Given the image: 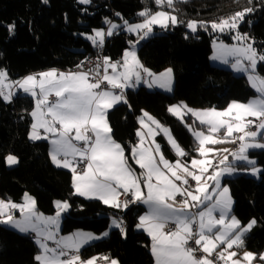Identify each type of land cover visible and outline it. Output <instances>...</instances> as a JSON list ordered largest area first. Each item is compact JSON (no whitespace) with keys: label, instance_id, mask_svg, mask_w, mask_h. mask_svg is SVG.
<instances>
[{"label":"snow or ice","instance_id":"6c2138e0","mask_svg":"<svg viewBox=\"0 0 264 264\" xmlns=\"http://www.w3.org/2000/svg\"><path fill=\"white\" fill-rule=\"evenodd\" d=\"M44 2L47 3V0ZM79 2L87 5L91 0ZM155 2L158 6L174 8L175 0ZM252 11V8H245L218 22L213 21L211 28L220 32L237 30L246 14ZM116 15L120 16V13ZM138 15L144 18L142 22L130 24L125 20L123 24L125 31L138 34L140 39L151 34L154 25L167 29L170 25L180 23L177 16L166 11L152 13L146 8ZM105 22L110 24L107 33L94 30V35L87 37L95 46L102 47L105 35L112 36L114 30L120 27L108 20ZM198 24L204 27L205 22L189 21L187 27L195 32ZM8 30L10 34L13 33L15 25L9 24ZM233 39L237 44H221L213 59L229 63L228 57H232L233 69L248 73L249 82L260 96L247 104L234 101L224 111L192 110L183 105L208 132L205 134L189 125V130L198 142L197 152L203 157H194L190 166L182 163L180 159L173 163L165 158L160 145L155 143V129L165 134L178 157L183 158L187 153L179 147L168 128L160 125L159 121L143 110L138 122L142 128L148 130L147 135L153 137L154 146L144 147L146 136L138 129L136 135L140 137V143L132 147L131 155L134 163L142 170L140 173L135 171L125 155V149L111 135L112 128L107 120L108 110L118 103H128L123 93L125 88L143 82L148 87L158 85L171 91L172 69H166L160 74L152 73L139 61L134 49L125 50L122 63L104 57L102 63L95 66V76L92 75L93 69L68 73L52 69L38 74L39 78L29 75L23 81H10L7 72L0 70V98L10 101L14 86L33 96L36 108L31 113L34 122L29 139H50L52 149L49 155L52 162L73 172L74 194L98 199L114 208H127L130 204H144L148 207V211L139 217L137 227H143L153 241L155 264H219L220 261L223 264H253L255 253L244 251L242 257L237 258L238 251L230 249L233 246L237 249L243 247L244 239L255 226L256 220L252 219L247 225H243L230 214L232 197L229 188L220 181L222 176L231 175L238 170L234 162L245 161L249 165H255V161L247 155L248 149H264V143L256 142L258 133L264 137V77L257 72L258 63L264 62V52H258L254 44L248 42L251 38L247 33L237 31ZM81 67L82 64L77 65L78 69ZM53 95L56 99L50 101L49 97ZM168 111L182 118L181 106L173 105ZM249 117L255 119H248ZM145 118L151 125H155V129ZM254 124L256 130H251ZM40 129L51 134V137L42 136ZM221 132L223 138H218L217 134ZM235 133L240 135L230 142L239 141L237 150L229 152L224 149L228 155H224L215 164L207 158V154L214 150L206 148L205 145L229 142L228 138ZM73 141L81 143L78 145ZM76 157H80V161ZM81 161L86 169L78 173L76 164ZM6 163L14 165L18 160L9 155ZM209 168L212 169L210 173ZM180 171L185 175L181 176ZM251 171L255 173L257 169L252 167ZM189 177L195 181L194 188L189 184ZM144 189H147L146 193ZM178 194L184 196V199L181 201L182 207L175 208L168 201L175 202ZM121 195L126 197L123 202L119 200ZM35 203L27 193L24 194V203L21 204L0 199V223L11 225L20 232L36 233L41 248V253L35 257L38 264H95V257L82 260L79 250L83 244L98 237L86 234L73 238L61 237L57 240L56 232L51 230V226L57 224L60 212L69 207L68 203L56 202L59 209L56 217H44L37 212ZM13 209L19 210V219L12 213ZM192 209L196 211L193 212ZM171 225H175V228H171ZM112 226L124 233L122 221L114 219ZM40 237L43 239H39ZM48 240L54 241L56 247L50 248L46 243ZM190 242H194L196 247ZM221 246L226 247L217 251ZM68 250H72V253L69 254ZM198 252L204 255L198 256ZM214 255L215 260L212 259ZM104 259L109 261L107 257ZM259 259L264 261V253L259 255ZM109 264L119 262L111 259Z\"/></svg>","mask_w":264,"mask_h":264},{"label":"trees","instance_id":"16d2710c","mask_svg":"<svg viewBox=\"0 0 264 264\" xmlns=\"http://www.w3.org/2000/svg\"><path fill=\"white\" fill-rule=\"evenodd\" d=\"M146 8L152 13L164 9L155 0H91L89 5L78 0H0V70L16 81L48 69L75 70L82 61L100 52L113 62L121 61L130 42L138 37L116 31L106 37L103 47H95L85 36L105 28V21L115 19L116 13L124 20L137 22L142 18L138 13ZM245 8L253 11L246 14L238 32L247 33L258 52H264V0L177 1L174 9L180 23L167 29L155 28V34L140 43L139 61L152 72L171 67L175 81L171 94L140 87L128 93L127 104H117L108 112L111 135L125 149L131 165L137 117L142 110L171 129L189 160L198 156L195 138L168 111L170 105L185 102L192 107L223 108L231 101L247 102L255 95L245 77L209 63L213 40L232 42L228 34L213 32L211 22ZM189 21H202L205 25L190 33L186 28ZM9 24L15 25L11 34ZM257 71L264 77L263 64ZM33 107L34 100L27 95L18 93L8 103L0 98V197L18 203L27 193L35 200L37 211L46 216L55 214L56 201L67 202L69 210L62 220V234L75 230L101 234L108 228L110 218L115 217L127 224L124 233L114 229L106 238L83 247L81 254L89 258L108 252L119 264H153L150 239L135 228L141 206L132 205L122 211L75 195L72 173L52 164L48 143L29 139ZM162 148L169 155L164 143ZM8 155L18 159V164L10 169L5 166ZM247 155L261 168L260 178L240 174L226 178L223 185L229 188L233 199L231 214L243 225L256 220L242 249L258 255L264 250V149L249 151ZM38 252L29 236L0 225V264H38Z\"/></svg>","mask_w":264,"mask_h":264},{"label":"rangeland","instance_id":"374dc122","mask_svg":"<svg viewBox=\"0 0 264 264\" xmlns=\"http://www.w3.org/2000/svg\"><path fill=\"white\" fill-rule=\"evenodd\" d=\"M177 1H180V0H175V2H177ZM78 2H79V0H78ZM79 3H80V2H79ZM90 3H91V2H90ZM90 3H89V4H90ZM80 4H81V3H80ZM89 4H87V5H89ZM82 5H84V4H82ZM174 5H175V3H174ZM161 6H163L164 9H159L158 11H166V12H170L172 15L177 16V14L175 13V9H174V8H168L166 5H161ZM158 11H157V12H158ZM154 13H155V12H154ZM177 18H178V17H177ZM143 19H144V18L142 17V18L139 19L137 22H129V21H128V22H129L130 24H137V23L142 22ZM108 21H110L111 23H114V24L120 25V27H119L118 29L114 30V32H116V31H123V32H125V33H127V34H129V35H134V36L138 37L137 40H136L135 42H131V43L129 44V48H128V49H130V50L134 49L136 52H137V49H138L140 43H141L143 40L148 39L149 37H151V36H153V35L155 34V32H154V29H155V28L164 29V28H161L159 25H154V26H153V32H152L151 34H149L147 37H145L144 39H140V36H139L138 34H136V33H131V32H127V31L124 30V24H123V22H124L125 20L122 19L121 16H117V15L115 14V19H109ZM126 21H127V20H126ZM106 25H107V23H105V26H106ZM177 25H178V24H177ZM175 26H176V25H175ZM238 26H239V25H238ZM109 27H110V24L108 23V25H107L105 28H98V29H95V30H103L105 33H107V30H108ZM169 27H173V26L170 25ZM186 28H187L188 32H190V33H196V32L198 31V29H199V24L197 25V30H196L195 32H193L191 29H189V28L187 27V24H186ZM237 31H238V29H237V30H233V31L225 30L224 32L213 31V32L218 33V34H228V35L231 37L232 42H231V43H228V42H225V41H222V40H217V39L213 40V42H212V52H211V54H210V56H209V63H210V65L213 66V67H219V68L227 69V70L231 71V72L233 73V75H235V76H238V77H239V76H243V77H245V79H246V81H247L249 87L255 92V95L252 96L247 102H238V103L247 104L249 101L255 100V99L259 98V96H260V93H258V92L256 91V89L253 88L252 85H251V83L249 82V80H248V73H245V72H238V71L234 70L233 67H232V62H233V58H232V57H228L229 63H224V62H223L222 60H220V59H213V57L216 56V55L218 54V48H219V46H220L221 44L226 45V46H233V45H236V44H237V41H235V40L233 39V36L236 35V32H237ZM91 35H94V31H93V33H92ZM91 35H86L85 38H86V39H87V40L93 45L92 41H91L90 39L87 38L88 36H91ZM105 37H109V36L105 35ZM104 40H105V38H104ZM137 41H138V43H136ZM248 42H249V43H252L251 40H249ZM103 44H104V43H103ZM93 46H95V45H93ZM95 47H98V46H95ZM260 64H263V65H264V62H259V63H258V66H259ZM258 66H257V68H258ZM169 68L172 69L171 67H168V68L163 69V70L160 71V72H152L151 70H150V71H151L152 73H154V74H160V73H163L166 69H169ZM4 71H5V70H4ZM78 71H79V70H78ZM257 72H258V71H257ZM258 74H259V73H258ZM259 75H260V74H259ZM260 76H261V75H260ZM261 77H262V76H261ZM174 81H175V80H174V73H173V70H172V77H171V91H168V90H166L165 88L159 87L158 85H153L152 87H148L147 84H146V87H147L146 89H147V90H150V91H159V92H162V93H165V94H171V93L173 92V88H174ZM5 102H7V101H5ZM232 102H234V101L229 102V103H228L226 106H224L223 108H214V107H213V108H210V107H192V106L187 105L185 102H181V113H182V118H179V117L176 116V115H174V116H175L178 120H180V122L186 127V129L189 131V133H190L191 135H192V132L189 130V125L193 126L195 130H198V131H204L205 134H208V132H207V128L204 127V125H201L200 122H199V120H197L196 117L193 116L191 112H188L187 109H192V110H208V109H215V110H217V111H224V110H226V109L228 108V106H229ZM235 102H237V101H235ZM7 103H8V102H7ZM175 105H177V104H175ZM183 105H186V106H187V109H184V108L182 107ZM171 106H173V105H170L169 107H171ZM177 106H180V105H177ZM169 107H168V108H169ZM143 112H147L148 114H150V113H149L148 111H146V110H143ZM172 115H173V114H172ZM150 116H152L155 120H157L153 115L150 114ZM248 119H255V118L249 117ZM145 121H146L147 123H149V125H150L152 128L155 129V125H151V122H150V121H147V118H145ZM157 121H158V120H157ZM159 123H160V122H159ZM139 124H140V123H139ZM196 124H198L199 126H197ZM160 125H162L163 127L168 128V129L170 130V132H171V129H170L168 126H165V125H163L162 123H160ZM252 127H253V128H252ZM251 128H252L251 130H256V126H255V124L252 125ZM140 130H141L144 134H145V132H148V130H147L146 128L143 129V128L140 127ZM155 131H156V134L154 135L155 143H158V144L160 145L161 150H162V152H163L165 158H166L167 160H169L170 162H173V163H174L175 161H177L178 159H180L182 163L187 164V165L190 166L191 160H192L194 157H192V158L190 157L189 160L187 159L189 156H185V157H183V158L178 157V156L176 155L175 151L173 150V148L171 147V145L169 144V142H168V140H167L165 134H164L163 132H161L159 129H155ZM238 135H240V133H235L233 137L228 138L229 142H225V143H217V144H207V145H205L206 148H211V149L214 150L213 152H209V153L207 154V158L210 159V160H212L213 163H214V162H218L220 159H223L224 155H228L227 152H224V151H223L224 149H228L229 152L237 150L238 147H239V145H238L237 148H234V147L232 148V143H231L230 141H231L232 139H234L235 136H238ZM145 136H146V135H145ZM157 136H158V137H157ZM171 136L175 139V137L172 135V132H171ZM192 136H193V135H192ZM217 137H218V138H223V132L217 134ZM158 138H159V140L162 141V143H164V144L168 147V149H169V155H167V154L164 152V150H163V148H162V143L158 140ZM260 138H262V142L264 143V137H261L260 134L258 133V135H257V137H256V140H257V139H260ZM175 141L177 142V144L179 145V147H180L181 149H183L182 146L178 143V141H177L176 139H175ZM195 141H196V140H195ZM238 142H239V141H238ZM139 143H140V141H138L137 144H139ZM137 144H136V145H137ZM144 145H146L147 147H153V146H154V145H153V137H150V136H149V138H147V136H146V141H145V144H144ZM196 146H197V147H196V152H197V149H198V142H196ZM183 150H184V149H183ZM184 151H185V150H184ZM197 154H198V152H197ZM8 156H9V155H8ZM248 157H249V156H248ZM131 158H132V156H131ZM195 158H197V159H202L203 157H200L199 154H198V156L195 157ZM249 158H250V157H249ZM231 159H232V158H231V156L229 155V161H231ZM250 159L253 160V161H255V160L252 159V158H250ZM17 160H18V159H17ZM234 163H235V166L237 167L238 170H237L236 172H234L233 174H231V175H227V174H226V175L222 176V177H221V181H220L222 185H223V181H224L226 178H227V179L235 178V177L239 176L240 174H245V176L251 177V178L256 179V180H258V179L260 178V174H261V168H260V167H258V166H256V165H254V166H253V165H249V164H247V162H245V161H239V162H234ZM17 164H18V163H17ZM17 164H14V165H8V164L6 163V160H5V166H6L8 169L15 167ZM133 164H134V165H132V167L135 169V171H136L137 173H140L142 170L139 168V166L136 165V164L134 163V161H133ZM239 164H242V166H240ZM255 164H256V161H255ZM56 167H57V166H56ZM252 167H255V168L257 169V171H256L255 173H253V172L251 171V168H252ZM193 170H195V169H193ZM209 171H210V168H209ZM209 173H210V172H209ZM179 174H180L181 176H184V175H185V173H183L182 171H180ZM169 175H170V174H169ZM189 178H190V177H189ZM224 186H226V185H224ZM229 192H230V190H229ZM230 195H231V194H230ZM30 197H31V196H30ZM232 201H233V199H232ZM56 202H65V201H56ZM168 203H172V204H173V207H176V206H178V207L181 206V207H182L181 201H177V199L175 200V202L169 200ZM55 207H56V212H55L54 215H49V216L44 215V216H45V217H56V213H57V211L59 210L58 207H57V203L55 204ZM232 208H233V203H232ZM232 208H231V211H232ZM191 211H192V210H191ZM67 213H68L67 210H66V213H65L64 211H61L59 217H57V224H56V225H53V230H54L55 232H56L55 228L59 229V230H58V234H59L60 237H70V236H71V233H69V234H62V233H61V230H62V220H63V218L65 217V215H66ZM230 214H231V213H230ZM231 215H232V214H231ZM232 216H233V215H232ZM16 218L19 219V218H20V215H19V216H16ZM114 219L118 220V219L115 218V217H111V218H110V221H109L108 228H107L104 232H102L101 234H96V233H93V232H87V231H80V230H79V231H76V232H78L79 234H84V235H86V234H91L92 236L98 237L97 239L89 240L87 243L83 244L82 247H85V246H87V245H89V244H91V243H94V242H96V241H99V240H101V239H104V238H106V237L109 235V233H110L112 230H114V229H119V228H115V227L112 226V221H113ZM0 225H2L3 227H5V228H7V229H10V230H13V231H15V232H17V233L20 234L19 230L16 229V228H14V227H12L11 225H8V224H0ZM54 226H55V227H54ZM255 226H256V224H255ZM255 226H254V227H255ZM254 227L251 229V231L254 229ZM251 231H250L249 233H251ZM21 233H25V232H21ZM104 233H107V235H104ZM22 235H23V234H22ZM81 236H82V235H81ZM39 239H40V238H39ZM35 243H36V245H38V247H39V249H40V251H41V248H40V245L38 244V242L36 241ZM224 247H226V246H221L220 248H218V251H222ZM230 251H238L239 256H238L237 258H240V257H242L244 251H249V250L242 249V248L237 249L235 246H233V249H230ZM80 252H81V251H80ZM249 252H251V251H249ZM252 253H254V252H252ZM262 253H264V250H263L261 253H259L258 255L255 253V254H256V259L254 260L253 264H264V261L260 262L261 260L259 259V255L262 254ZM82 256H83V255H82ZM83 257H84V256H83ZM94 257H95V256H94ZM85 258H86V257H84V259H85ZM257 258H258V260H257Z\"/></svg>","mask_w":264,"mask_h":264},{"label":"crops","instance_id":"0c3cea01","mask_svg":"<svg viewBox=\"0 0 264 264\" xmlns=\"http://www.w3.org/2000/svg\"><path fill=\"white\" fill-rule=\"evenodd\" d=\"M107 25H108V23H107ZM106 25V26H107ZM105 26V27H106ZM105 39H106V37H105ZM146 40V39H145ZM145 40H143L142 42H144ZM104 43H105V40H104ZM104 45V44H103ZM103 47V46H102ZM136 52V51H135ZM136 55H137V52H136ZM138 57V56H137ZM116 62H121L122 63V59H121V61H116ZM50 70H52V69H48V70H44V71H41V72H37V73H31V74H28V75H26V76H24V77H22V78H20L19 80H16V81H23V79L24 78H26L27 76H29V75H32V76H37V78H39L38 77V74H40V73H44V72H47V71H50ZM56 70V69H55ZM78 70H72V71H60V70H57V72H65V73H68V72H77ZM111 70L109 69V72H110ZM10 80V79H9ZM11 81V80H10ZM140 87H145V88H147L146 87V84L145 83H143V82H141V83H138V84H136L134 87H128V88H125L124 90H123V93H124V96H125V98L127 99V96H128V93H132V92H136ZM11 91H12V93H13V95H12V99L19 93V94H22V95H27V96H30L31 98H33V96H31L30 94H28V93H25L22 89H20V88H18V87H16V86H14L12 89H11ZM37 91H38V89H37ZM12 99L10 100V101H7V102H11L12 101ZM56 99V97L53 95V96H50L49 97V100L50 101H53V100H55ZM33 100H34V107H33V109H32V111H31V113L35 110V108H36V100L33 98ZM121 103H123V102H121ZM121 103H118V104H121ZM178 105H180L181 106V103L180 104H178ZM111 110V109H110ZM110 110H108V112L110 111ZM30 116H31V126H30V130H29V134H30V132L32 131V124H33V122H34V118H33V116L30 114ZM142 116V113L137 117V129H136V133H137V130L139 129L140 130V127H141V125L139 124V122H138V118H140ZM142 128V127H141ZM144 129V128H143ZM252 129V128H251ZM40 131V133H41V135L43 136V135H48L49 137H51V134H46V133H44V131H43V129H40L39 130ZM29 134H28V136H29ZM145 135L147 136V138H149V136L147 135V132H145ZM158 137V136H157ZM136 138H137V141H136V143H135V145L138 143V141H140V137H138L137 135H136ZM31 140V139H30ZM158 140H159V138H158ZM32 141H45V142H47L48 143V153H50V151H51V149H52V145H51V143H50V139H40V140H32ZM161 143H162V141L161 140H159ZM197 142V141H196ZM256 142H259V143H263L262 142V138H260V139H257L256 140ZM118 143V142H117ZM144 147H147L146 145H144ZM258 149H262V148H250V149H248V152L249 151H254V150H258ZM247 152V153H248ZM132 156V155H131ZM49 157H50V155H49ZM50 160H51V158H50ZM133 161V160H132ZM51 162H52V160H51ZM52 164L53 165H55L53 162H52ZM242 165V164H241ZM56 166V165H55ZM58 167V166H57ZM59 168H62V169H65V170H67V171H69V172H71L72 173V171H71V169H69V168H64V167H59ZM188 179H191V178H188ZM153 182H155V181H153ZM178 183V182H177ZM72 185H73V173H72ZM73 190H74V193H75V189L73 188ZM122 191V190H121ZM144 191H145V193L147 192V189H144ZM76 195V194H75ZM30 196V195H29ZM77 196H79V195H77ZM79 197H82V198H85V199H90V200H98V199H95V198H86V197H83V196H79ZM0 199H3V200H5V201H9L10 199H8V198H3V197H0ZM11 201V200H10ZM98 201H100V200H98ZM101 203H103L102 201H100ZM21 203H24V197L22 198V200L20 201V202H18L17 204H21ZM55 204H56V202H55ZM104 204V203H103ZM104 205H106V204H104ZM132 205H136V206H141V212H140V215L138 216V223H137V225L139 224V217L140 216H142V215H144L147 211H148V207L146 206V205H144V204H130L127 208H115V209H120V210H122V211H125L126 209H128L130 206H132ZM106 206H108V207H111V206H109V205H106ZM181 206H176L175 208H180ZM35 208H36V206H35ZM112 208H114V207H112ZM37 210V209H36ZM66 210L68 211L69 210V207L67 208V209H65L64 210V212L66 213ZM12 211V213L14 214V216L16 217V216H19L20 215V212H19V210L18 209H13V210H11ZM38 212V211H37ZM39 213V212H38ZM41 214V213H40ZM43 215V214H42ZM44 216V215H43ZM45 217V216H44ZM0 224H3V223H0ZM137 225H136V230L137 231H140V232H143V233H145L146 235H147V237L150 239V252H151V254H152V244H153V241H152V239H151V237L148 235V233H147V231H145L144 230V228L143 227H137ZM55 227V226H54ZM51 230L52 231H54L53 230V226H51ZM55 230H56V239L57 240H59L61 237L59 236V234H58V230L59 229H57V228H55ZM76 231H79V230H75V231H73V232H71V236L70 237H63V238H73V237H76V236H84V234H79L78 232H76ZM80 231H83V230H80ZM20 232V231H19ZM55 232V231H54ZM87 232H90V231H87ZM20 234H23V235H26V236H33V241L34 242H36L37 240H38V237H37V235H36V233L35 232H31V231H29V232H25V233H21L20 232ZM40 239L42 240L43 239V237H40ZM46 243L48 244V246L50 247V248H54V247H56V243L54 242V241H52V240H48V241H46ZM36 244V243H35ZM83 246V245H82ZM37 247H38V245H37ZM83 247H81L80 248V250L79 251H81V249H82ZM38 249H39V247H38ZM68 251H72V250H68ZM217 251H218V249H217ZM41 253V251H40V249H39V252H38V254L37 255H39ZM152 256H153V254H152ZM94 256H92V257H89V258H93ZM89 258H85L84 260L86 261V260H88ZM153 259H154V262H153V264H155V258H154V256H153ZM110 261V260H109ZM109 261L108 262H106V263H104V264H109ZM220 264H223V261H220Z\"/></svg>","mask_w":264,"mask_h":264},{"label":"built area","instance_id":"2783aa9c","mask_svg":"<svg viewBox=\"0 0 264 264\" xmlns=\"http://www.w3.org/2000/svg\"><path fill=\"white\" fill-rule=\"evenodd\" d=\"M104 57L105 56H104L103 52H100V54L98 56L91 57V58H88V59H85L84 61H82L83 63L82 62L80 63V64H82V67L79 68V69L76 67L75 70L88 71L89 69H93L92 75L95 76V74H96L95 73V66L97 64H99V63H102V60H103ZM101 73H102V68H101ZM97 78H99V77H97ZM114 91H119V90H114ZM257 123H258V121H257ZM73 142L74 143H77L78 145L81 143V142H77V141H73ZM238 145H239V142L238 141L236 143H232V148L233 147L234 148H237ZM76 160L77 161H80V157H76ZM215 163H217V162H214V164ZM85 169H86V165L82 161L79 164H76V170H77L78 173H82L83 171H85ZM211 171H212V169L210 168V171L209 172H211ZM189 184L191 185L192 188L195 187V181H192L191 179H189ZM125 198L126 197L124 195H121L119 197V200L121 202H123ZM176 199H177V201H182L184 199V196L178 194L177 197H176ZM192 211L195 212L196 209H192ZM170 227L174 229L175 228V225H171ZM126 228H127V224L126 223H123V229L125 230ZM29 237L31 239H33V236H29ZM190 243H191V245L193 247H196V245L194 244V242H190ZM71 253H72V251H69V254H71ZM79 255H80L81 259L84 260V257L82 256V254H81L80 251H79ZM197 255L199 256V255H204V254L202 252H198ZM105 257L109 258V260L112 259L110 253H108V252L95 255V258H96L95 264H104V263L108 262V261H106L104 259ZM61 259H65V257H61ZM212 259L213 260L216 259L215 255L212 257ZM219 264H220V262H219Z\"/></svg>","mask_w":264,"mask_h":264}]
</instances>
